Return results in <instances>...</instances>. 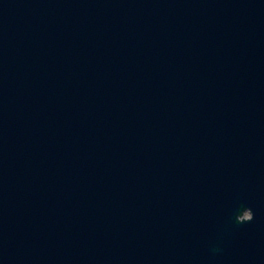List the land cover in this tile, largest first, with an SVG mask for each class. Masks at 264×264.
I'll return each instance as SVG.
<instances>
[{
	"label": "water",
	"instance_id": "obj_1",
	"mask_svg": "<svg viewBox=\"0 0 264 264\" xmlns=\"http://www.w3.org/2000/svg\"><path fill=\"white\" fill-rule=\"evenodd\" d=\"M0 264H264V0H0Z\"/></svg>",
	"mask_w": 264,
	"mask_h": 264
}]
</instances>
